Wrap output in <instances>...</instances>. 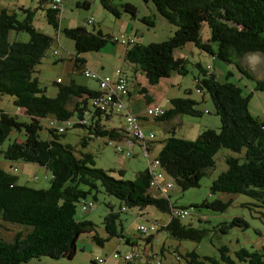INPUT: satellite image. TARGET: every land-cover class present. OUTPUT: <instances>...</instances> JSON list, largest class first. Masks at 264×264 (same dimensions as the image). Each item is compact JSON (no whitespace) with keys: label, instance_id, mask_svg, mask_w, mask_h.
<instances>
[{"label":"trees","instance_id":"trees-1","mask_svg":"<svg viewBox=\"0 0 264 264\" xmlns=\"http://www.w3.org/2000/svg\"><path fill=\"white\" fill-rule=\"evenodd\" d=\"M98 1L115 17L120 12L136 17L135 4L121 2L114 5L110 0ZM142 2H150L154 6L155 12L172 25V33L160 42L141 44L132 39L131 42H123L126 47L122 60L137 67L149 85H155L171 72L185 73L186 59L175 53L185 44H192L206 57L203 63H194L198 73L193 75V87L202 96L207 94L219 121L216 128L204 127L194 139L175 136L177 125H169L167 136L160 141V149L151 161L157 160V167L181 189L196 188L202 176L211 174L217 152L226 149L229 152L219 155L223 169L207 185L208 194L217 197L203 200L199 205L222 212L231 203V196L239 194L251 199L243 205L250 203L253 208L264 211V119L250 113V93L243 95L242 86L228 80L231 76L229 71L222 75L214 74L216 61L225 66L232 65L239 78L253 81V91L264 90V79H256L236 60L249 52H259L264 56V0ZM44 3L48 5L43 9L46 23L72 41V66L82 73L85 60L80 54L99 51L108 37L93 27L89 31L84 26L59 28L62 0L59 3L39 0L38 6ZM81 5L87 7V2ZM19 10L21 18L15 12L0 9V97L10 96L15 107L12 113L0 109V146L8 141L4 148H0V154L8 161L19 160L42 166L49 171L50 178L45 188L30 187L17 184L15 176L0 168V227H15L14 230L7 227L9 236L0 235V264H28L31 259L40 257L70 259L78 248V238L82 233H89L90 241L97 246L112 237L126 245L136 246V241L125 235L118 218L119 212L132 207L142 210L151 206L160 212H168L167 222L157 231L163 230L173 239L199 242L206 228L182 224L174 211L185 208L173 207L168 198L159 197L150 190L148 181L152 171L148 166L151 162L137 171L133 179H117L95 167L89 152L61 141L68 124L82 130L78 140L80 148L94 137L106 138L108 143L134 140L123 127L112 126L113 120L123 119L128 112L123 106H117L123 95L113 94L110 100L97 104L96 98L102 94L98 85L97 89L89 88L75 83L72 78L66 83L57 78L54 95H46L45 89L38 85L31 73L52 38L33 27L29 9L20 7ZM149 17L154 20L152 15ZM152 19L146 15L138 17L139 21L149 25L153 24ZM202 29H205V38L201 34ZM9 32H25L28 38L26 41L11 40ZM53 54L56 55L55 52ZM185 93H190V90H185ZM168 104V109L153 117L154 120L166 123L176 115L196 117L202 114L197 102L188 97L170 98ZM41 119H47V123L42 125ZM41 130L46 132L44 138L39 136ZM154 141V138L146 140L145 148ZM97 192L118 201L117 211L105 203L107 211L101 221L104 238L96 234L90 220L79 219V212H76L78 206L80 211L91 210V200L95 199ZM258 213L264 217L263 212ZM197 220L207 221V218L197 216ZM219 224L222 225L217 228L220 233L233 226L247 227L239 216H232L228 222ZM138 226L136 230L143 234ZM145 230L144 233L150 231L144 237V242L149 243L156 229L151 225ZM217 251V257L203 255L201 260L193 250L185 252L184 257L188 264H264V252L254 249L249 251L240 247L230 256L227 247L220 245ZM126 253H130L131 258L124 260ZM112 254H115L113 258L120 257L123 264H135L138 258L135 252H123L120 256L115 250ZM97 258L105 264L100 256H93L92 263L98 264Z\"/></svg>","mask_w":264,"mask_h":264},{"label":"rangeland","instance_id":"rangeland-1","mask_svg":"<svg viewBox=\"0 0 264 264\" xmlns=\"http://www.w3.org/2000/svg\"><path fill=\"white\" fill-rule=\"evenodd\" d=\"M84 1L87 2V7L81 5ZM126 1L133 2L136 5L137 14H145L150 19L152 18L149 17V11H152L155 16L154 20L152 19L153 24L149 25L138 19H132L128 14L120 12V9H118L120 12L119 16L115 17L102 8L98 0H62L59 12V28L84 26L89 31L93 27V29L100 30L103 35L108 37L106 44L109 46L112 45L110 41H120L121 38L127 35L132 36L136 42L141 44L160 42L171 35L173 30L172 25L167 23L162 16L155 12L154 6L150 2L145 4L142 0H110L114 5ZM38 5L39 0H0V8H4L8 12H15L18 18H21L20 7L29 9L31 11V24L33 27L52 38L49 46L35 65L31 76L37 80L40 87L45 89V94L48 96L54 95L56 91L54 82L57 78L62 83H66L69 78H72L77 84L97 88V81L93 77H85L79 69H75L72 66V62L66 59L67 55H73L72 41L64 36L62 32L54 30L46 23L43 9L48 5L45 3L42 6ZM88 20L91 23H88ZM129 24H131L130 29H128ZM204 32L205 29H202L201 34L203 38H205ZM8 38L11 40L26 41L28 36L25 32H9ZM118 46L120 49L121 45L118 44ZM54 51L63 58L62 61L57 60V56L53 54ZM180 51L177 52L185 54V73L177 74L173 77L174 86L161 88L164 95L158 102V106L159 108L168 107V99L175 96H184L195 100L202 114L196 117L183 115V124L179 128L177 126L175 132V136L177 137L187 136V138L194 139L201 128H203L202 126L216 128L219 121L218 117L214 115L213 107L207 94L204 93L202 96L193 87V75L198 73L194 63L197 61L203 63L206 60L205 55L195 47L192 48L191 53L188 52L187 48H182ZM80 57L84 58V60L87 59L88 62L93 64V69L90 68V70L99 78H103L105 75L112 76L115 68H121L127 76L126 88L132 90L131 81L128 77L130 65L128 62L122 60L121 52L111 55L106 52L90 51L80 54ZM101 57L102 59H100ZM100 60H102V68H99L97 65ZM236 60L242 67L249 70L256 79H264V56L261 53L249 52ZM218 65L223 68L222 64ZM221 68L215 66L214 74L222 75L225 71H229L231 76H229L228 80L242 86L243 95L246 96L250 93L248 99V110L250 113L260 119H264V90L253 91V81H248L243 77L239 78V74L234 66L226 65L224 69ZM179 82L184 87H180L178 90L177 85L180 84ZM188 89L190 93L186 94L185 90ZM142 101L143 99H134L132 102L134 104L133 107L138 108ZM123 105L126 107L127 101L123 100ZM0 109L10 113L15 112V107L11 103L10 96L1 95ZM147 117L151 122L154 139L157 143H154V148L146 155L141 153L137 145H132L128 150L129 156L126 157L124 153L115 151V146L119 145V142L111 141L108 143L107 139L102 137H94L87 142L85 147L80 148L78 140L79 136L82 135V130L73 128L69 124L66 125L61 141L63 143H69L74 148L89 152L92 155L94 166L105 170L108 175L117 179H133L137 171L143 170L151 162L159 150L160 141L167 136L162 130L161 122L154 120L152 116ZM19 119H23V116H19ZM189 121H193L194 125L190 126L188 124ZM40 123L45 125L47 119H41ZM59 125L62 128L64 127L62 124ZM112 126L125 128L124 120L122 118L119 121L113 120ZM39 136L40 138H44L46 136L45 130H41ZM7 142L5 140L0 148H4ZM225 151L229 152L226 149H220L217 152L214 157L215 166L211 170V174L202 176L198 182V187L181 189L173 182L171 188L159 195V197L168 198L169 203L173 207H183L188 210L186 215L178 217V220L182 224L206 228V232L199 242L173 239L163 230L157 231L159 227L167 222L169 218L168 212H160L151 206H147L142 210L132 207L119 212L118 218L121 221L125 235L135 240L136 246L126 245L124 242L118 241L115 237L109 238L101 246H97L90 241L89 233H82L78 240L81 243H90L93 250L91 253H88L86 249L77 248L70 259L40 257L39 259H31L28 264H95L91 261V256L94 253L104 258L106 261L105 264H112L113 262L123 264L120 257H112V253L117 249L120 256L124 250L135 252L138 256L135 264H188L184 257L185 252L193 250L197 254L198 260H201L203 255L217 257V247L220 245L227 247L230 256H232L234 250L240 247L249 251L254 249L261 253L264 252V247L262 248L264 244V217H260L258 213H264V211L253 208L250 203L246 205L242 204L244 202H250L251 199L239 194L233 195L231 196V203L222 212L213 211L199 205L203 200L209 201L217 197L216 195L208 194L207 185L210 179L223 169L224 164L219 159V155ZM0 168L8 174L15 176L17 184L37 188H45L48 186L50 178L49 171L35 163H27L19 160L8 161L0 154ZM119 170L121 174H119ZM163 178L166 180L165 174ZM95 195V199L91 200L93 204L91 210L80 211L78 206L76 212H79V219L90 220L94 225L96 234L104 238L105 233L101 221L107 211L105 203H109L113 211H117L118 201L101 192H97ZM138 214H140L139 217H137ZM197 216L205 217L207 221H198ZM232 216H239L245 220L247 227L239 228L233 226L227 228L224 233H220L217 228L222 225L219 223L223 221L228 222ZM137 225H142L145 229H148L152 225L156 229L153 232V238L150 243L144 242V237L150 234V231L141 234L136 230ZM4 227H0V235L5 237L9 236V232L6 231L9 226ZM10 229L14 230L15 227H9ZM130 262L134 263L133 260Z\"/></svg>","mask_w":264,"mask_h":264},{"label":"crops","instance_id":"crops-1","mask_svg":"<svg viewBox=\"0 0 264 264\" xmlns=\"http://www.w3.org/2000/svg\"><path fill=\"white\" fill-rule=\"evenodd\" d=\"M126 2L133 4V2H129V1H126ZM149 13H150V15H152L155 18V16H154V14H153L152 11H149ZM143 15H145V14H142V16ZM138 17H141V15L139 13L138 14L136 13V17L135 18H132V19H138ZM130 27H131V24L128 25V29H130ZM123 38H129V39H132L134 41V38H132V36H129V35H127L126 37H123ZM110 43L112 44L111 46L105 44L99 50V52H106V53L111 54V55H115L117 52H121V58H122L123 50L126 47L124 45L125 43H121L118 40L116 42H111L110 41ZM118 44L121 45L120 49H119ZM182 48H187L188 49V52L191 53V50H192L193 46H192V44L187 43ZM177 51H180V49H178ZM180 52H176L175 53L176 56L184 59L185 54H182ZM56 56H57V58H60L61 61L63 60V58L59 54L56 53ZM66 59H68L71 62V55H67V58ZM100 59H102V57ZM84 63H85L84 68H86V69H89L90 70V68L93 67V64L91 62H88L87 59L85 60ZM218 64H222V63L216 61L214 63V67L215 66H218L219 68H221ZM97 65H98L99 68H102L103 67L102 60H100V62ZM225 67L226 66L223 65V68H221V69H224ZM115 69H120L122 75L125 77V79L127 81L126 73L121 68H115ZM115 69L112 72V76H109V75H105V76L114 77V71H115ZM177 74L178 73H176V72H171L167 77L160 79L155 85H149L146 82L145 78L140 73V71L138 70L137 67L129 66V76L128 77L130 78V81H131L132 90H128L126 88L127 93H125L121 97V105L123 106V109L126 110V111H128V112L142 114L145 108H147V107H149L151 105H157L158 106V102L161 100V98L164 95V92L161 90V88H166V87H172V86H174V84H173L174 83L173 77L176 76ZM96 77H98V76H96ZM179 83L180 84L177 85V89L178 90L180 89V87H184V86H181V82H179ZM93 89H97V88H93ZM184 89H187V88H184ZM175 97H182V96H175ZM136 98H139L140 100L143 99V101L138 106V108H134L133 107L134 104L132 103L133 100L136 99ZM123 100L127 101L126 107L123 105ZM168 107L166 106V107L161 108V109L162 110H166V109H168ZM182 116L183 115H176V116L172 117L171 119H169V121L167 120L166 123L160 121L161 124H162L161 126H162L163 132L166 134V131L169 128V125H177L178 128L181 127L182 124H183V119H182L183 117ZM188 124L191 126V125H194V122L193 121H189ZM141 125H142V128L144 129L143 130L144 133H146L148 131H151L154 134V132L152 130L151 122L149 121V118L147 116L143 115L141 117ZM202 127L204 128V127H207V126H202ZM203 128H201V130ZM175 132H176V130H175ZM181 138L190 139V138H187V136H184V137L182 136ZM146 143L145 144L144 143H139V142H137L135 140H126L124 142H121L122 147H123L124 150H129V148L132 145H137L138 148H139V150L141 151V153L143 155H146L149 151H151L154 148V143H157V142L155 140L154 142L150 143V145L147 148H145ZM160 146H161V144H160ZM160 146L158 147V149H160ZM119 153H121V152H119ZM132 243H134V242H132ZM91 246L92 245L90 243H81V242L78 243V248H80V249H86V251L88 253H91L93 251ZM117 251H118V249H117ZM124 252H127V250H124ZM93 256H98V254L97 253H94L91 256V259H92ZM145 256H146V254H145ZM105 263H106V261H105ZM112 264H119V263L113 262Z\"/></svg>","mask_w":264,"mask_h":264},{"label":"built area","instance_id":"built-area-1","mask_svg":"<svg viewBox=\"0 0 264 264\" xmlns=\"http://www.w3.org/2000/svg\"><path fill=\"white\" fill-rule=\"evenodd\" d=\"M54 3H59L60 0H50ZM120 42H131V39L123 38ZM82 74L85 77H93L97 81L98 88L102 91V94L96 98V100L99 102L97 104H101L110 100L111 96L113 94H120L124 95L126 92V80L122 76L121 71L119 69H115L114 71V77L104 76L103 78H98L95 76V74L90 71L89 69L84 68L82 70ZM118 107H121V103L117 104ZM163 113V110L159 108L157 105H151L144 109L143 113H133V112H126L124 114V123H125V130L128 131L131 135V139H134L135 141L139 143H144L146 140H150L154 138V134L151 131H148L144 133L142 127H141V117L143 115L145 116H152L157 117L160 116ZM52 122H50L51 124ZM53 124V123H52ZM130 140V139H129ZM116 152L124 153L126 157L129 156V151L124 150L122 147V144L119 143V145L115 146ZM158 161L153 160L151 161L150 165L148 166L149 169L152 171V176L148 181V186L150 190H152L154 193H157L159 195L165 193L169 188L173 186L172 180L166 176V180H164L163 175L165 174L164 171L159 169L157 167ZM89 206H91L90 203H88ZM176 216L182 217L186 215L187 211L185 209H177L174 211ZM138 229L141 232H145V228L143 226H138ZM151 229V228H150ZM114 257L115 254H112ZM131 258L130 253H126L123 255V259L127 260ZM98 264H103V260L100 258H97Z\"/></svg>","mask_w":264,"mask_h":264}]
</instances>
